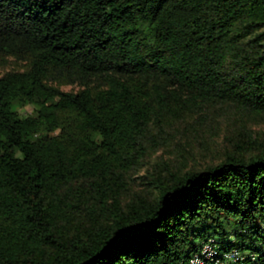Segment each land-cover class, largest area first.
<instances>
[{"label":"trees","instance_id":"obj_1","mask_svg":"<svg viewBox=\"0 0 264 264\" xmlns=\"http://www.w3.org/2000/svg\"><path fill=\"white\" fill-rule=\"evenodd\" d=\"M11 62L0 264H190L210 240L208 264H264V145L244 124L264 123V0H0ZM214 110L239 116L217 164L154 161L134 188L156 137Z\"/></svg>","mask_w":264,"mask_h":264},{"label":"rangeland","instance_id":"obj_2","mask_svg":"<svg viewBox=\"0 0 264 264\" xmlns=\"http://www.w3.org/2000/svg\"><path fill=\"white\" fill-rule=\"evenodd\" d=\"M24 64L11 62L5 68H0V76L12 70L22 71ZM63 92H78V86H62ZM33 111V107L26 106L19 109L21 116H27ZM227 116L220 110H214L211 116L203 120L190 121L188 126H179L177 130L167 129L165 134H161V139L156 137V144H149L148 153L151 158L144 163L142 168L135 174L134 188L138 185L142 177L149 169V165L154 161H161L172 165L177 169H202L208 165L217 164L227 152L229 147V134L233 133L239 124L229 117L238 118L235 111L229 110ZM246 119L245 126L248 128L261 144L264 145V123L257 118Z\"/></svg>","mask_w":264,"mask_h":264},{"label":"bare ground","instance_id":"obj_3","mask_svg":"<svg viewBox=\"0 0 264 264\" xmlns=\"http://www.w3.org/2000/svg\"><path fill=\"white\" fill-rule=\"evenodd\" d=\"M213 245L214 242L212 240L208 241V243H205L202 245L200 248V256L204 257V262L198 255H195L192 260H190V264H208L209 261H212L213 256H214V251H213ZM199 254V253H198ZM216 257V256H215ZM239 255L235 252H231L229 255H225L222 260L220 261H214L210 262L211 264H227L228 262L235 261L237 260Z\"/></svg>","mask_w":264,"mask_h":264}]
</instances>
